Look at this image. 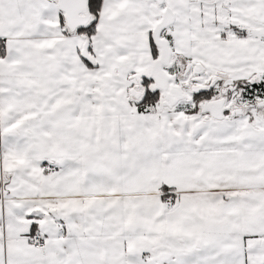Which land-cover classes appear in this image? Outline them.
Listing matches in <instances>:
<instances>
[{
  "label": "snow or ice",
  "instance_id": "snow-or-ice-1",
  "mask_svg": "<svg viewBox=\"0 0 264 264\" xmlns=\"http://www.w3.org/2000/svg\"><path fill=\"white\" fill-rule=\"evenodd\" d=\"M0 264H264V0H0Z\"/></svg>",
  "mask_w": 264,
  "mask_h": 264
}]
</instances>
